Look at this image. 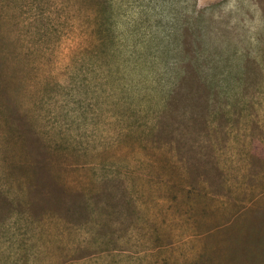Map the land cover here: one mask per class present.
Segmentation results:
<instances>
[{
	"label": "rangeland",
	"instance_id": "374dc122",
	"mask_svg": "<svg viewBox=\"0 0 264 264\" xmlns=\"http://www.w3.org/2000/svg\"><path fill=\"white\" fill-rule=\"evenodd\" d=\"M5 120L0 264H264V0H0Z\"/></svg>",
	"mask_w": 264,
	"mask_h": 264
},
{
	"label": "crops",
	"instance_id": "0c3cea01",
	"mask_svg": "<svg viewBox=\"0 0 264 264\" xmlns=\"http://www.w3.org/2000/svg\"><path fill=\"white\" fill-rule=\"evenodd\" d=\"M5 121L7 122L5 123V126H0V200H3L4 198L6 201L10 202L11 205L16 206L21 202V199L19 198L20 196L18 197V195L12 190L19 189L21 185V188L23 189L22 193L24 192V195H26L25 175L23 172L21 173L22 175L19 172H10L9 160L19 163L21 159V161L23 160L22 163L25 164L24 140L22 139L19 130L15 128H13L11 134L10 125L7 120ZM4 206L6 207V205ZM15 218V215H13L12 218L10 217V219L6 221L7 225L1 224L0 229H10L8 224L13 222L12 220ZM3 220L4 219H1L0 222H3Z\"/></svg>",
	"mask_w": 264,
	"mask_h": 264
}]
</instances>
